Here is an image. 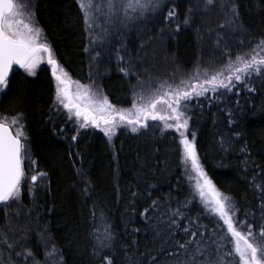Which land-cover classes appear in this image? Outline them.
<instances>
[{
    "label": "trees",
    "instance_id": "obj_1",
    "mask_svg": "<svg viewBox=\"0 0 264 264\" xmlns=\"http://www.w3.org/2000/svg\"><path fill=\"white\" fill-rule=\"evenodd\" d=\"M195 2L172 0L177 17L171 23L177 22L181 27L178 31L173 30L171 37L166 36V52L174 65L183 70L190 69L199 55L200 31L197 30L200 26L197 23L200 14H194L193 25L183 24L187 9L193 7ZM235 2L239 12L237 24L241 27L237 31L229 28L220 31L223 39L219 45L216 43L217 37L214 40L219 50L234 41L240 40V43L232 47L264 37V0ZM215 9L211 15L217 21L211 24L212 29H218L217 26L225 20L221 18L223 16L218 8ZM33 12L60 66L73 78L87 81L89 62L85 49L88 48L89 38L77 1L35 0ZM166 12L167 8L157 17H151L147 28L136 30L129 39L125 37L123 45L113 44L108 50L91 45L94 54H100L96 56L101 71L100 83L111 103L128 106L132 101L133 77L119 71L126 65L118 60L117 50L124 45L127 50H131L130 47L134 50L135 40L144 45L146 37L149 41V38L160 36L157 31L161 28L157 31L152 28L165 26L172 29L171 23L164 19ZM235 31L237 35H233ZM201 32L208 35L207 28ZM207 45L211 46L214 53L218 52L212 42ZM119 54L125 57V61L130 57L122 50ZM250 87L256 90L249 92L241 86L211 103L203 97L193 99L189 105L191 111L187 115L191 117L189 129L195 133L194 142L200 163L209 178L219 191L234 201L239 209L236 214L238 220H247L250 224L255 220V225H259L264 200L261 199L260 189L254 188L253 178H256L255 184L264 183V77L256 79ZM54 94V82L47 66L40 68L35 76L16 69L10 76L6 94L3 93L0 98V113H7L9 117L16 111L24 114L22 123L25 125L32 159L37 161L33 167L47 172L48 177L40 181L32 192H25L22 203L35 208V215L41 220L38 230L40 227L45 228L48 241L63 256L64 264H95L90 236L93 230L90 213L94 201L103 210L107 222L114 226L117 235L114 254L116 264H122V260L127 259L121 247L130 244L133 239L140 251H158L164 247L175 256L187 259L182 250L177 252L175 247L163 245L159 239L154 242V220L140 215L151 204V199L158 200L159 208L151 211L149 217L160 218L162 215L164 220L173 217L183 226L191 220L193 224L198 223L207 228L206 232L201 228L203 237L195 239L202 238L209 244L212 239L217 244L223 243L219 240L222 234L219 225L223 222L205 212L199 197L193 199V190L184 177V164L180 160L182 147L176 133L164 130L160 122L150 120L149 127L139 132L119 131L112 144L102 133L92 130L80 131L77 140L72 141L71 137L77 132L65 111H57L54 107ZM229 119L236 123L230 125ZM233 132H240L241 137L233 138L232 147L227 148L225 145L227 151L222 150L219 143L221 136L228 137ZM245 145L247 152H240L239 149ZM246 160L248 163H244ZM25 168H28L27 161ZM85 180L89 183L90 198L82 195ZM150 185L154 187L150 188ZM131 191L142 194L136 198L134 212L128 208ZM146 191H151V199L143 196ZM178 208L184 214L183 217L174 216ZM197 217L199 220H196ZM95 227L102 232L103 222L98 219ZM134 228L140 231L133 234ZM245 228L244 225H238V229ZM256 230H259L258 227ZM0 233H3L1 229ZM174 239L183 242L186 237L177 230ZM26 246L29 247L24 248L31 249L38 260L44 261L45 250L39 244L32 241L31 245ZM214 248L215 245H212L208 251L212 252ZM20 250L19 247L16 249ZM228 250L225 245L221 255ZM9 253L7 246L0 243V264H7ZM13 258L19 261L14 253ZM171 259L161 256L159 264H165V260L170 264Z\"/></svg>",
    "mask_w": 264,
    "mask_h": 264
},
{
    "label": "snow or ice",
    "instance_id": "obj_2",
    "mask_svg": "<svg viewBox=\"0 0 264 264\" xmlns=\"http://www.w3.org/2000/svg\"><path fill=\"white\" fill-rule=\"evenodd\" d=\"M169 4L172 6L169 7ZM196 5L195 9L193 7L187 9L183 20L184 25L192 22L195 11L206 15L212 8H218L219 12L225 16L224 22L217 26V45L223 39L220 31L241 27L237 24L239 12L235 0H196ZM32 8L30 0L27 3L22 0H0V93L6 94L10 73L14 66L18 65L25 73L35 75L36 68L46 54L47 63L52 66V76L56 81L54 99L56 110H64L67 119L76 125L77 135L71 137L72 141L77 140L80 129H86L89 126L101 129L111 142L120 127H128L136 133L140 129L148 128L150 120L162 122L165 129H175L179 133V145L182 146L180 160L185 166L186 174L189 165L191 172L194 173V175L188 174L189 181H194L193 199L199 197L205 212L218 217V221L223 222L219 225L222 231L219 240L223 243L217 244V241L212 239L209 244L202 238L195 239L198 236L203 237L204 233L200 232V229L204 228L206 232V226L193 224L191 220L188 225L183 226L173 217L164 220L162 215L160 218L149 217L151 211L159 208V202L151 199V191H146L143 196L151 199V204L144 208L140 215L154 220V242L159 239L161 244L175 247L177 252L182 250L187 259L175 256L164 247H160L158 251L155 249L140 251L136 240L133 239L130 244L121 247L124 257L127 258L122 260V264H159L161 256L172 257L170 264H233V260L235 264H264V204L260 209L261 223L259 225H255L254 218L251 224L247 223V220H238L236 214L239 209L236 204L229 196L217 189L200 163L194 142L195 133H191L192 139H189L187 134L191 119L187 113L191 111L189 105L193 99L198 100L203 97L211 103L212 100H218L241 86L249 92L256 90L250 85L256 79L264 77V37L256 41L247 51L237 53L234 59L231 50L225 49L224 56L227 59L219 68L210 66L201 69L197 64L196 69L187 78H180L176 84L165 81L154 90L150 97L146 98L143 94L137 95L134 92L132 107L118 109L109 102L107 96L98 95L93 88L94 81L85 85L70 78L68 72L54 58L51 46L47 42H41L43 30L36 26ZM165 8L167 12L164 19L170 24L177 17L172 0H79V9L83 15L89 44L98 46L107 42L112 34L119 33L120 29H128L129 25L143 22L149 16L154 17ZM180 27L181 25L177 24L175 31H178ZM164 31V28L160 30L161 35ZM172 31L168 29L170 35ZM207 31L210 34L213 29L208 28ZM143 47L145 45L142 44L141 48ZM121 50L125 52V55H129L126 45L117 50L118 60L126 65L119 71L129 75L133 62L131 58L125 61V57L119 54ZM85 51H88V48ZM99 55V53L96 54V56ZM172 79H176L175 75ZM73 85H75V91L72 90ZM161 109L166 114H161ZM231 115L229 110V117ZM23 119L22 112L16 111L11 117L7 113H0V204L5 206L6 217H10L11 203L20 205L24 184H27V191L32 192L39 181L46 180L48 177L47 172L33 167L37 161L32 159ZM228 123L232 125L236 122L229 119ZM236 137H241V133L233 132L228 137L221 136L219 141L221 149L227 151V148H231L232 140ZM239 151L246 153L247 145L241 147ZM255 179L254 177L253 186L260 189L261 199L264 200V183L255 184ZM83 182L85 186L82 189V195L90 198L89 183L87 180ZM141 195L139 191L130 192L131 201L128 208L131 212L135 211L136 198ZM13 211L17 216L20 215L19 209ZM90 215L93 220L90 236L95 264H116L114 254L117 235L114 226L107 222V217L95 201ZM183 215L179 208L175 210L174 216L183 217ZM98 219L103 222L102 232L95 227ZM196 220H199V217ZM238 225L246 226L247 232L240 231ZM256 227L259 229L258 232ZM177 230L186 237L183 242L174 239ZM9 231L14 233L15 230L9 227ZM132 231L135 234L140 229L134 228ZM170 241L172 243H169ZM26 242L27 237L20 236L10 243L8 233H0V243L5 244L10 250L7 264H29V261L31 264H49V262L64 264L63 256L54 246L51 251H45L42 262L36 258L31 249L23 247ZM212 245H215V248L209 252L208 249L212 248ZM225 245L229 250L221 255ZM18 247L20 251H16ZM154 251L155 254H153ZM13 253L19 261L13 258ZM57 256H59L58 260L55 259ZM198 256L205 258L198 259ZM165 264H169V261L165 260Z\"/></svg>",
    "mask_w": 264,
    "mask_h": 264
},
{
    "label": "rangeland",
    "instance_id": "obj_3",
    "mask_svg": "<svg viewBox=\"0 0 264 264\" xmlns=\"http://www.w3.org/2000/svg\"><path fill=\"white\" fill-rule=\"evenodd\" d=\"M34 1L35 0H30L32 5L34 4ZM76 1L79 5V0H76ZM22 2L27 3V2H29V0H22ZM196 6L197 5L195 2L193 8L195 9ZM32 11H33V8H32ZM214 11H216L215 8L211 9V11L206 15L199 12V11L194 12V14H196V13L200 14L198 17L199 20L197 23V25L200 26V28L198 29L200 31V34L198 36L199 55H198V58H197L195 64L188 70H183V69L176 67L174 65V62L172 61V58H169L168 53L166 52L167 51V45H166L165 41H166L167 37H171V35L168 32V29H171V28H168L165 26H158L156 28H152L153 31H157L158 29H160V28L162 29L163 27H165L164 28L165 31H164L163 35H161L160 30H158L157 32L160 33L159 34L160 36L152 38V39L149 38V41H148V38L146 37L145 38L146 43L144 44L145 47H143V48H141V42H139L138 40L137 41L135 40V43L133 42L135 45L134 50H133V47H130L132 51L128 48V50H129L128 54L130 56L129 58L133 57V59H132V62H133L132 63V71L130 73L133 77V79H132L133 80V83H132V101H131L130 105H128V106H119V105H115V104L111 103L110 101L109 102L111 104L115 105L116 108H118V109L119 108L129 109L132 107L133 98H134L133 93L134 92L137 93V95L143 94L146 98L150 97L153 94L154 90L159 88V86L162 83H164L165 81L170 83V84H176L179 82L180 78H187V76L190 75L196 69L197 64L200 65L201 69L209 68L210 66L213 68H219L222 65V63L224 61H226V59H227V57L224 56L225 49L231 50V52L233 54V59H234L235 55L237 53L247 51L248 49H250L254 45V43L256 41L250 42L251 40H247L248 42H243L242 44H239V45H236L235 47H232L234 44L240 43V40H239V41H234L230 44H227L226 46L221 47V50H219L218 47L215 46L216 43L214 42V40L217 37L218 29H213V31L210 34L208 33V35H205V33L201 32L202 29L210 28L211 24H213L215 21H217L216 20L217 18L215 16L211 15L212 13L214 14ZM221 16H223L221 18L225 19V16L223 14H221ZM151 17L152 16H149L143 22H139L135 25H129L128 29H120L119 33L112 34L107 42H105L99 46L104 50H108V49H110V47L113 44L121 43L123 45L125 43V37L129 39V37L131 35H133L136 30H140V29L148 26V23H149V20H151ZM154 17H157V15ZM193 17H194V15H193ZM191 23H192L191 25H193V18H192ZM35 24L37 27H39L36 20H35ZM177 24H178L177 22H175L173 24L171 23V25L173 26L171 30H175ZM232 30L237 31V29H232ZM236 31L233 32V35H237ZM202 34H204L205 36H203ZM41 42H47L44 34L42 35ZM208 42H212V45L215 46L214 47L215 50L218 51L217 53H214L211 46H209L210 48L208 47V45H207ZM93 51H94V47H91V45L88 44L89 78L87 79V81L83 82V81H80L78 79L73 78L70 75L69 76L73 81H79L81 84H85V85L90 84L91 82L94 81V85H93L94 90L97 91L98 95L106 96L102 90V86L100 83V80H101L100 66L98 64L97 57ZM53 56H54V54H53ZM92 57H96V59H92ZM43 66H47L51 72V75H52V66L47 63V55L46 54H45L44 60L36 68L35 72L37 73L39 71V69L42 68ZM16 69L22 70L24 72L23 69L19 68V66L14 67V70H16ZM35 75H30V76H35ZM173 75H175V77H176L175 80L172 79ZM52 78H53L55 94H56V81H55V78L53 76H52ZM72 90L75 91V85L72 86ZM55 94H54V99H55ZM137 102L139 103L140 101H137ZM54 107H56V106L54 105ZM161 114H166L163 111V109H161ZM72 123H73V121H72ZM160 123H161L162 128L164 130L176 133L178 136V140L180 139L179 133H177L175 131V129H165L163 127V123L162 122H160ZM73 126L76 130V125L74 123H73ZM189 128H190V126H189ZM189 128H188V132H187L188 138L192 139L191 131ZM143 129H140V130H143ZM82 130L97 131V132H100L104 135V133L101 129H98V128H95L92 126H89L86 129H80V131H82ZM121 130H126V131L133 133L130 130V128H128V127H120L117 129L116 134L112 137L111 142H109L108 137H106L105 135H104V137L107 139V141L110 144H112L114 137ZM183 173H184V177L186 178L187 182L189 183L191 189L193 190L194 181L190 182L188 179V174L194 175V173L191 172V166L190 165L188 166V173L187 174L185 172V166H184L183 167ZM22 188H23V191H22V196H23V194L25 192L28 193L27 184H24L22 186ZM16 209H19V212H20V215H18V216L13 211ZM9 212H10V217H6L4 214L5 213V206L3 204H0V217H2V222L0 223V229L3 233H8V240L9 241H11V240L13 241V240L19 238L20 236H26L27 242L23 245V247H29L26 245L27 244L31 245L32 241H34L37 244H39L41 246V248H43L45 251L46 250L51 251L52 246H51L50 242L48 241V237L46 236L45 228L43 229V227H40V231L38 230L39 224H41L40 223L41 220L39 219L38 215H35L36 214L35 208H32L31 206L30 207L25 206L22 203V197H21L20 205L18 206L15 203H11L9 206ZM9 227H11L12 229L15 230L14 233L9 231ZM239 230L242 232H245V233L247 232V228H245L243 230H241V229H239ZM256 231L258 232L259 230H256ZM42 237H43V239H42ZM55 259L58 260L59 259L58 256L55 257ZM1 264H6V263L1 262ZM49 264H50V262H49Z\"/></svg>",
    "mask_w": 264,
    "mask_h": 264
},
{
    "label": "water",
    "instance_id": "obj_4",
    "mask_svg": "<svg viewBox=\"0 0 264 264\" xmlns=\"http://www.w3.org/2000/svg\"><path fill=\"white\" fill-rule=\"evenodd\" d=\"M17 66H18V65L14 66V67H17ZM13 70H14V68H13ZM12 72H13V71H12ZM12 72L10 73V76H11ZM0 98H1V94H0Z\"/></svg>",
    "mask_w": 264,
    "mask_h": 264
},
{
    "label": "flooded vegetation",
    "instance_id": "obj_5",
    "mask_svg": "<svg viewBox=\"0 0 264 264\" xmlns=\"http://www.w3.org/2000/svg\"><path fill=\"white\" fill-rule=\"evenodd\" d=\"M13 71H14V70H13ZM9 79H10V78H9ZM0 94H1V96H2L3 93H0Z\"/></svg>",
    "mask_w": 264,
    "mask_h": 264
}]
</instances>
